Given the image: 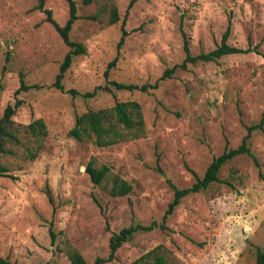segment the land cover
Here are the masks:
<instances>
[{"label": "rangeland", "instance_id": "rangeland-1", "mask_svg": "<svg viewBox=\"0 0 264 264\" xmlns=\"http://www.w3.org/2000/svg\"><path fill=\"white\" fill-rule=\"evenodd\" d=\"M74 1L70 37L86 53L73 59L60 90L53 82L68 47L35 9L36 0H0V116L21 80L28 86L13 117L20 142L9 143L12 153L1 157L12 177H0V256L17 264H71L73 248L93 263L108 255L112 232L154 222L102 264H159L155 255L164 264H256V249L264 248L263 134L249 139L260 167L246 154L234 157L219 171L231 185L214 182L190 193L162 217L171 184L191 186L194 173L201 177L215 156L238 146L264 112V0ZM113 6L119 20L111 24ZM44 7L59 24L68 19L66 0H46ZM124 19L128 34L118 49ZM229 21L228 43L243 52L178 66L183 33L192 55L206 53L220 44ZM173 66L148 92L109 83H154ZM116 100L139 103V136L124 130V140L99 147L69 135L77 113ZM38 118L44 137L27 131ZM91 159L131 190L112 196L110 182L93 184L84 171Z\"/></svg>", "mask_w": 264, "mask_h": 264}, {"label": "trees", "instance_id": "trees-1", "mask_svg": "<svg viewBox=\"0 0 264 264\" xmlns=\"http://www.w3.org/2000/svg\"><path fill=\"white\" fill-rule=\"evenodd\" d=\"M35 9L42 11L45 14V21L48 22L57 34L60 36L63 43L68 47V50L60 63L59 70L55 76V81L53 86L63 90V85L61 80L64 77V74L71 66L73 59L81 54L86 53V47L83 43H80L76 40H73L70 37V31L73 23L78 18L76 13V3L74 0H66L69 7V16L66 22L61 25L59 24L54 17L52 16V11L49 8H45L44 4L46 0H36ZM90 0H84L88 2ZM133 0H131V5ZM119 20L117 9L115 6L111 9V15L109 23H116ZM125 19L122 21L121 25V35L117 42V48L119 49L125 41V37L128 34V31L124 27ZM231 32V22H228V25L221 36V41L218 46L213 50L206 53H199L197 55H192L189 50L188 39L183 33V49L185 52V57L183 62L178 65L181 68H186L188 63L195 64L198 61H216L218 58L231 53H240L243 52L241 48L235 47L228 43ZM117 61V56L113 58L107 64L106 70L104 72L105 76H108L109 70L115 65ZM178 66H173L172 68H166L163 74L157 79L154 83H144V84H133V83H123L115 80L109 81V83L118 90H139L141 92H148L149 89H156L158 87L159 81L165 78L170 77L173 71ZM105 90H110V86H103ZM28 89V86L24 84L21 80L20 87L14 92V101L13 103H7L3 109V113L0 116V177L1 176H10L8 174L7 166L1 162V157L4 154L12 153V150L7 147L9 143L17 144L20 142L18 131L16 128V123L14 116L17 112L18 107L21 105L22 100L18 98V94L21 90ZM88 93L87 95H93V93ZM74 91L72 90V93ZM143 125V116L140 105L135 100L120 101L116 100L114 105L109 108H96L88 109L82 113H77L74 119V125L69 130V135L74 137L77 140H87L92 144L103 147L109 146L117 143L118 141L124 140L127 132H132L133 137L139 136ZM27 131L34 136L44 137L46 135V125L44 121L40 118L31 121L27 125ZM259 132L264 135V112L259 120V122L246 126V133L242 137L240 144L236 147L226 148L221 154L215 156L209 165L207 166L205 172L201 177H198L194 172L196 177L195 182L184 188H178L174 184H171L173 189L172 200L168 203V206L163 214V221L167 218L169 214L174 211V208L180 203L181 199L187 196L190 193H197L201 190L207 189L214 182H222L227 185H231L227 180L220 179L219 171L227 162L232 160L234 157L246 154L252 158V161L255 166L260 167V163L256 156L252 153L249 145V139L253 133ZM84 171L88 175L90 181L95 185H100L104 181L111 183V186L108 188L109 193L112 196H123L126 195L130 190L131 186L123 178L119 177L116 174L110 172V169L105 166H97L93 159L89 160ZM261 178L262 174L259 175ZM154 222L149 225H129L123 227L117 232H112L109 238V253L106 257H97L93 263H89L86 259L79 253L76 249H70L67 252V256L71 264H102L109 262L115 258V253L121 247L124 242H127L135 232L150 230L154 226ZM161 227H164L161 224ZM52 240L54 234L51 233ZM149 254H146L147 257ZM144 257V256H143ZM256 264H264V248H257L255 253ZM157 263L164 264V259L155 255ZM0 264H17L12 263L6 258L0 256Z\"/></svg>", "mask_w": 264, "mask_h": 264}]
</instances>
